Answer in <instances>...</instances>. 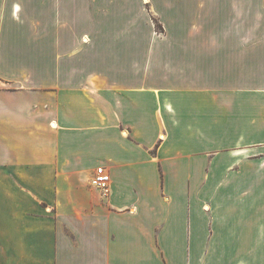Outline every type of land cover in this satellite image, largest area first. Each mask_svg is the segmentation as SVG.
Returning a JSON list of instances; mask_svg holds the SVG:
<instances>
[{
    "label": "crops",
    "instance_id": "0c3cea01",
    "mask_svg": "<svg viewBox=\"0 0 264 264\" xmlns=\"http://www.w3.org/2000/svg\"><path fill=\"white\" fill-rule=\"evenodd\" d=\"M120 1L129 0H0V59L30 56L19 47L32 35L45 43L47 29L55 44L84 36L126 43L128 32L107 31L128 28ZM135 2L134 11L164 12L184 45H201L193 29L221 34L229 25L233 39L239 13L253 14L255 0ZM196 52L171 56L162 69L130 56L117 69L72 70L77 79L56 88L51 135L46 96L34 101L29 89L0 82V264H264V165L228 152L230 165L215 162L218 152L207 160L234 132L213 98L222 86L207 78L222 51L211 69ZM99 166L110 173L107 197L85 184ZM214 169H237L219 197L203 188Z\"/></svg>",
    "mask_w": 264,
    "mask_h": 264
},
{
    "label": "rangeland",
    "instance_id": "374dc122",
    "mask_svg": "<svg viewBox=\"0 0 264 264\" xmlns=\"http://www.w3.org/2000/svg\"><path fill=\"white\" fill-rule=\"evenodd\" d=\"M136 3L135 0L125 3L120 1V4H124L128 10L126 14H123V20L129 22L127 23L128 28L107 30L115 31L117 35L120 31L121 33L128 32L126 43L110 44L108 40L106 43L104 39H97L98 44H90V38L84 36L79 44H55L56 30L47 29L45 43H42V38H36L38 35H32L30 45L19 47L22 52L30 53V56H2L0 75L6 76H0V82L10 83L9 88L14 91L29 89L30 93H34V98H32L34 101L42 102L43 97L46 96L48 121L46 132L51 135L54 133L50 127V123L54 121V102L58 101L56 88L61 84L60 82L67 86L71 84L72 79H77L76 75H72V70L99 67L117 69L124 67L122 63L130 56H141V59L154 58L155 67L162 69L167 65L171 56H184L183 52L187 49L193 52L196 50V53L211 58L212 61L209 62L211 69L214 67L215 60L218 59L217 54L222 51L220 69L219 61H217L216 69L214 72L212 69V73L207 78L210 83L222 86L223 91L213 94V98L214 95L217 96V104L222 108L223 117H226L229 122L227 127L234 132V135L231 133V138L230 135H224L219 141L218 150L207 156V160L210 161L218 152L220 155L217 156L215 162L220 165H230V157H225V153L228 152L233 155V160L238 157L242 164L252 161L254 166L257 163L264 165V3L261 0H255L253 14L239 13L238 26L232 31L233 39H231L229 25L222 29L221 34L210 26L211 28L197 29V31L193 29L197 35L203 34L200 42L204 44H189L190 46L183 43L182 29L165 27L166 18L161 16L165 15L164 12L151 11L149 6L143 7L142 12L134 11ZM249 3L251 6V2ZM246 4L247 2H243L244 6ZM223 5L226 8L228 6L226 3ZM229 12L227 11L228 17ZM130 24L136 27H129ZM84 38L88 40L86 43L83 42ZM142 61L144 65L148 62ZM58 70L62 74L59 77V84L56 82ZM6 77L13 80L12 83L7 82ZM189 111L192 114L199 112L198 109L193 108ZM206 113L210 112L206 111ZM247 120L251 125L245 124ZM247 131H249V139L241 141L232 139L236 132L240 137H244ZM191 143L198 144L196 141H191ZM239 165L241 166V163ZM236 171L237 169L232 173L222 174L214 169L215 173H212L207 185L204 184V190L208 195L219 197L221 195L219 188L224 183L226 187L232 179L237 177ZM203 182L204 174L197 173L192 181V192L200 187V183L202 186ZM85 184L89 190L97 191L91 176L85 180ZM241 190L238 193H241Z\"/></svg>",
    "mask_w": 264,
    "mask_h": 264
},
{
    "label": "built area",
    "instance_id": "2783aa9c",
    "mask_svg": "<svg viewBox=\"0 0 264 264\" xmlns=\"http://www.w3.org/2000/svg\"><path fill=\"white\" fill-rule=\"evenodd\" d=\"M110 182L111 177L108 170L104 166L96 167L93 172L92 183L102 197H107Z\"/></svg>",
    "mask_w": 264,
    "mask_h": 264
},
{
    "label": "bare ground",
    "instance_id": "6f19581e",
    "mask_svg": "<svg viewBox=\"0 0 264 264\" xmlns=\"http://www.w3.org/2000/svg\"><path fill=\"white\" fill-rule=\"evenodd\" d=\"M87 41H88L87 38H84V39H83V42H84V43H86ZM51 127H52V128H55V127H56L55 123H52Z\"/></svg>",
    "mask_w": 264,
    "mask_h": 264
}]
</instances>
